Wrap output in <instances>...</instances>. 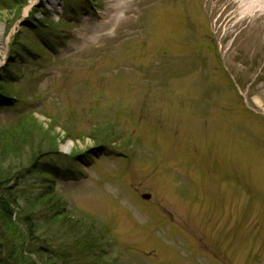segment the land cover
Listing matches in <instances>:
<instances>
[{
    "label": "rangeland",
    "instance_id": "obj_1",
    "mask_svg": "<svg viewBox=\"0 0 264 264\" xmlns=\"http://www.w3.org/2000/svg\"><path fill=\"white\" fill-rule=\"evenodd\" d=\"M32 1L0 0L3 40L13 29L22 33L17 41L40 42L19 24L27 17L45 24L71 19L65 31L51 27L62 22L38 29L41 37L46 29L60 31L57 43L40 42L54 52L41 58L53 63L29 59L22 66L15 46L0 52V59L11 52L18 77V106L1 107L0 126L35 117L22 132L30 137L23 155L6 166L48 151L51 138L62 154L88 157L75 164L81 171L74 180L62 165L70 161L56 159L69 218L81 222L40 235L74 254L70 239L83 231L81 239L90 237L96 247H79L74 264H264V19L234 28V9L223 15L226 0H127L130 23L97 33V15L111 9L107 0H70L94 11L78 15H66L62 0L53 9ZM41 47L38 53L47 55ZM171 54L186 65L167 64ZM99 129L117 135L109 138L119 154L97 163L90 148ZM13 142L19 136L0 139ZM24 175V194L32 189L39 196L41 178ZM20 233L27 254L31 243ZM4 234L13 241L10 231Z\"/></svg>",
    "mask_w": 264,
    "mask_h": 264
},
{
    "label": "trees",
    "instance_id": "obj_2",
    "mask_svg": "<svg viewBox=\"0 0 264 264\" xmlns=\"http://www.w3.org/2000/svg\"><path fill=\"white\" fill-rule=\"evenodd\" d=\"M0 90L7 95H10L11 91H13L10 86H3ZM34 124L35 117L32 114H27L19 118L10 128H0V139L8 138L14 140L15 136H19V143L17 144L13 142L9 143V145H7V143V146L5 144L0 145L1 156L8 153L12 155L8 159L0 158V264H34L33 261L24 254L15 236V233L18 232V228L12 220L15 212V210L12 209L13 206L18 208V222L25 228L26 238L28 242L31 243V248H33V252L37 255L38 261L41 264H68L73 261L72 256L59 254L58 252L60 251L58 246L56 247L48 243L52 237L46 240L44 238V233L40 235L42 229H47L49 227L51 229L53 227L55 228L56 224L65 225L70 223L75 226L79 225L81 221L72 217L69 218L71 215L67 212L66 204L63 202L64 199L53 191H47L39 197L31 198L22 193L16 186H10L15 176H17L15 173L16 170L21 171L25 168L26 164L21 162L18 165L14 164L12 167H7V163L23 155L24 142L30 137L26 132H22L25 128L31 127ZM111 136L116 139L115 134L108 136L99 129L94 134V139L97 138L99 140L96 142L103 143L110 140L109 137ZM58 146L59 143L56 138H51V143L45 150L56 152ZM42 151L43 150H37L34 152L32 154L33 158ZM54 228L52 229V234ZM7 230L12 234V242H9L4 234V231ZM82 232L83 231L78 230V239H73L71 243L73 244V249H76V251H79V247L87 250V247L93 243L92 239L88 242L90 237L88 240H82ZM72 233L76 234L73 231ZM73 237H76V235ZM19 238L22 239L23 236ZM94 245L95 244L91 245V247L93 246L94 248ZM93 251L94 250H92V252Z\"/></svg>",
    "mask_w": 264,
    "mask_h": 264
},
{
    "label": "bare ground",
    "instance_id": "obj_3",
    "mask_svg": "<svg viewBox=\"0 0 264 264\" xmlns=\"http://www.w3.org/2000/svg\"><path fill=\"white\" fill-rule=\"evenodd\" d=\"M135 1V0H133ZM112 4H115V7H112ZM110 12L102 13L99 18L101 26L97 25V31L101 32L106 27L108 30L115 29L119 25H121L124 20H129L131 16L130 14H134L133 9H128V4L126 0H111L109 2ZM223 15L230 9H234L232 14L229 17L232 19L234 24V28H237L240 23L245 22V24L250 21L252 24L257 20L264 19V0H226L224 4ZM124 14L125 16H122ZM237 21H233L236 19ZM3 26L0 27V52L3 53L6 49V45L8 43L7 40H3Z\"/></svg>",
    "mask_w": 264,
    "mask_h": 264
}]
</instances>
